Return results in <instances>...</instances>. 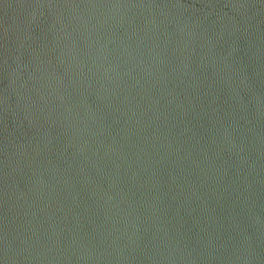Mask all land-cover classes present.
<instances>
[{"label": "water", "instance_id": "water-1", "mask_svg": "<svg viewBox=\"0 0 264 264\" xmlns=\"http://www.w3.org/2000/svg\"><path fill=\"white\" fill-rule=\"evenodd\" d=\"M0 264H264V0H0Z\"/></svg>", "mask_w": 264, "mask_h": 264}]
</instances>
